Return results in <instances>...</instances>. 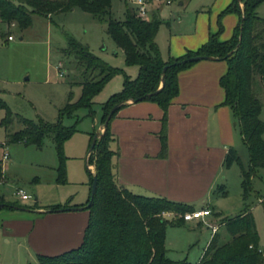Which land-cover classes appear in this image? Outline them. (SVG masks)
<instances>
[{"label":"trees","instance_id":"obj_1","mask_svg":"<svg viewBox=\"0 0 264 264\" xmlns=\"http://www.w3.org/2000/svg\"><path fill=\"white\" fill-rule=\"evenodd\" d=\"M262 1L264 0H232L221 12H236L239 15V22L229 39L219 40L220 25L218 31L210 34L207 41L196 50H188L182 56H169L165 59L155 41L160 24L156 14L148 19L141 18L127 8L124 20L119 21L111 15V0H0V22L7 25L13 22L20 30L32 24L34 14L48 17L74 8L87 11L96 20L106 22V33L116 47L123 51L125 63L138 66L137 76L133 79L124 76L122 89L110 95L102 105L100 124L106 120L109 110L119 104L87 157L89 165L94 164L97 183L91 205L87 208L88 219L81 243L57 254H37L38 264H264V247L260 249L258 246L255 219L247 208L234 216L221 217L219 212L214 213L221 217L219 225L198 262L168 258L165 249L167 226H184L185 222L180 215L195 208L192 204L160 195L133 193L127 187L119 185L113 162L118 151L111 148L115 138L110 131V121L128 101L141 97L140 101L154 102L163 111L158 154L163 157L167 150L166 112L179 92L178 73L194 63L179 62L195 55L224 60L227 69L219 78V85L224 91L222 104L231 109L247 152V160L244 162L238 150L229 147L223 165L228 168L237 162L242 195L247 198L252 179L259 169L264 168V122L260 119V112L264 108V18L258 16L256 11ZM66 40L67 46L62 51L73 56L76 66L82 70L80 96L74 102L68 101L60 109L58 120L54 123L34 122L18 117L22 127L12 133L8 132L5 140L7 144L22 142L25 145L41 146L42 140L50 137L58 158L55 178L57 183L66 182L63 145L74 132V128L64 126L60 118L72 115L79 108H88L89 114H92L93 97L118 71L69 34H66ZM164 66L167 69L162 73ZM256 77L262 84L261 94L254 89ZM162 79L164 84L158 90ZM0 107L5 109L1 125L7 128L13 119L12 113L1 99ZM94 133L95 130L91 133V140ZM89 175L91 187L90 171ZM3 180L0 160V181ZM224 191L225 185L219 184L213 192L222 194ZM88 201L89 197L80 206ZM0 204L2 209L19 206L14 202L4 201L1 196ZM261 204L264 208V198ZM70 206L68 202L52 205L48 209L54 211ZM168 216L171 217L170 220ZM219 228L223 229V233ZM224 233L226 240H223Z\"/></svg>","mask_w":264,"mask_h":264},{"label":"rangeland","instance_id":"obj_2","mask_svg":"<svg viewBox=\"0 0 264 264\" xmlns=\"http://www.w3.org/2000/svg\"><path fill=\"white\" fill-rule=\"evenodd\" d=\"M148 1L147 14L142 18L158 15L160 24L155 41L161 54L169 51L173 36L193 30L196 18L199 23L205 17V23L210 21L214 31L221 25L218 37L222 40L233 35L238 22L236 12L222 14V11L215 10L223 0H183L182 6L178 0H173L171 4ZM127 8L137 16L133 0H111L113 18L124 20ZM256 11L258 16L264 18V1L258 5ZM66 34L87 46L93 54L118 71L93 97L92 114H89L88 108H79L72 115L60 118L64 126L74 128V132L63 145L65 183H57L55 180L58 158L50 137H45L41 146L25 145L22 142L6 143V150L9 152L7 160H2L0 149L4 175V180L0 182V195H3L1 197L6 202H14L30 209L49 205L43 206L48 209L52 205L68 202L73 205L89 197L90 167H87L89 163L86 161V154L91 133L99 126L98 130L102 128V105L110 95L122 89L124 76L133 79L138 74V66L125 63L123 51L116 47L106 33V22L96 20L91 13L80 8L54 13L48 17L34 14L32 24L23 30L17 28L13 22L9 25L0 22V99L9 107L13 118L7 128L1 125L5 109L0 107V142L5 143L8 132L12 133L22 127L18 117L34 122L54 123L58 120L60 109L68 101L74 102L80 96L82 70L76 66L73 56L62 51L67 46ZM9 37L12 39L9 40ZM255 81L254 89L261 94L262 84L258 77ZM260 119L264 122V108L260 112ZM233 130L234 146L240 148L238 153L245 162L247 152L237 125ZM111 148L119 153L117 143H111ZM91 170L95 172L93 163ZM223 175L224 193L216 194L212 190L205 193L204 198L209 204L221 207L228 214L249 209L256 223L258 246L262 249L264 208L261 200L264 198V168L259 169L252 179L247 198L242 195L237 162L224 169ZM16 188L24 189L29 199L21 200L16 197ZM191 203L196 206L203 204L201 198H195ZM203 208L211 207L206 205ZM8 211H0V264H38L37 254H44L37 251L38 231L45 222L28 212L5 215ZM82 213L88 214V210L84 209ZM211 217L215 216L211 215L200 221L201 225H168L165 232L166 256L176 261L187 259L191 263L197 262L210 237L211 230L207 226H215L217 229L219 225L220 218L215 217L208 221ZM170 219L168 216V220ZM219 231L222 232L223 229L219 228ZM226 239L224 233L223 240Z\"/></svg>","mask_w":264,"mask_h":264},{"label":"crops","instance_id":"obj_3","mask_svg":"<svg viewBox=\"0 0 264 264\" xmlns=\"http://www.w3.org/2000/svg\"><path fill=\"white\" fill-rule=\"evenodd\" d=\"M231 1L223 0L215 10L221 12ZM179 4L182 6L184 2ZM214 30L210 21L205 23V17L199 23L196 18L193 30L173 36L169 51L161 56L166 59L169 56H182L188 50L194 51L207 41L210 34L218 31ZM226 69L227 64L223 60L203 59L179 71V92L166 112L167 150L163 157L158 155L161 147L159 132L162 126V109L156 103L145 100H130L118 109L110 121V131L119 150L113 159L119 185L127 187L133 193L160 195L188 204H192L191 201L195 198H201L203 204L192 205L195 209L210 206L211 215L216 212L221 217L238 214H228L221 207L209 204L204 198L205 193L224 184L223 172L226 168L223 160L228 148L240 150L234 146L233 127L235 128L236 123L231 109L222 104L224 91L219 85V78ZM89 167L91 169V165ZM87 200L88 197L70 207L80 206ZM43 206L49 205H40L31 211L7 209L9 211L5 215L28 212L45 222L38 231V252L57 254L78 246L83 238L88 214L82 213V210L46 212ZM37 209L40 211H33ZM199 222L192 221L188 224L201 225ZM207 228L211 232L206 246L213 233L209 226Z\"/></svg>","mask_w":264,"mask_h":264},{"label":"water","instance_id":"obj_4","mask_svg":"<svg viewBox=\"0 0 264 264\" xmlns=\"http://www.w3.org/2000/svg\"><path fill=\"white\" fill-rule=\"evenodd\" d=\"M203 59L215 60L217 58L211 57V56H207V55H195V56H191V57L185 58V59L181 60L179 63L195 62V61H199V60H203ZM166 69H167V66H164L163 69H162V73H164V71ZM163 84H164V81L162 79L158 90L162 88ZM141 99L142 98L140 97L137 100H134V101L131 100V101L132 102H137V101H140ZM118 106H119V104H116L109 110V112L107 114V117H106V120L102 124V128L100 130H96L95 131V133H94V135L92 137L89 149L87 151V157H88V154L92 152V150H93V148L95 146V142H96L97 138L103 133L105 127L107 126L108 120L111 118V115L117 109ZM86 161H87V158H86ZM87 167L89 168V165H87ZM89 171L92 174V183H91V187H90L89 201L87 202V204H85L83 206L67 207V208H64V209H60L59 208V209H56L54 211L51 210V209H45V211L46 212H61V211H67V210L81 211V210L87 209L91 205L92 198H93V195H94L95 189H96V183H97V176H96L95 172H93L91 169H89ZM1 206H2V204H0V208H1ZM13 209L26 210V211H29V210L31 211L32 210V209H30L28 207H24V206H14ZM33 211H37L38 212L40 210L37 209V210H33Z\"/></svg>","mask_w":264,"mask_h":264},{"label":"built area","instance_id":"obj_5","mask_svg":"<svg viewBox=\"0 0 264 264\" xmlns=\"http://www.w3.org/2000/svg\"><path fill=\"white\" fill-rule=\"evenodd\" d=\"M158 2H162L163 4H171L173 0H155ZM149 4L148 0H133V5L135 8V12L138 17H144L147 14V5ZM12 37H9L11 40ZM60 65V63H59ZM58 65V66H59ZM6 143L0 142V149L2 150V160H7L9 157V152L6 150ZM16 197L20 198L21 200L29 199V195L27 192L22 188H16L14 191ZM211 215V210L209 208H201V209H194L192 211H187L180 215L182 220L185 223L192 222V221H204L207 216ZM210 226V225H208ZM212 231L216 230L215 226H211Z\"/></svg>","mask_w":264,"mask_h":264}]
</instances>
